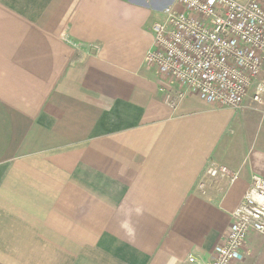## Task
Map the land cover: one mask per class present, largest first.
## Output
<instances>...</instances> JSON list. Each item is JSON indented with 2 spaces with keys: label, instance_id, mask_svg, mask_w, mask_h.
Here are the masks:
<instances>
[{
  "label": "crops",
  "instance_id": "obj_1",
  "mask_svg": "<svg viewBox=\"0 0 264 264\" xmlns=\"http://www.w3.org/2000/svg\"><path fill=\"white\" fill-rule=\"evenodd\" d=\"M173 2L0 0V264L212 259L264 179V144L231 124L264 107L164 103L145 55ZM242 254L264 264V237Z\"/></svg>",
  "mask_w": 264,
  "mask_h": 264
},
{
  "label": "built area",
  "instance_id": "obj_2",
  "mask_svg": "<svg viewBox=\"0 0 264 264\" xmlns=\"http://www.w3.org/2000/svg\"><path fill=\"white\" fill-rule=\"evenodd\" d=\"M163 15L164 22L153 26L145 61L167 84L160 91L168 107L177 106L183 91L234 111L243 110L246 101L255 110L264 107V0H174ZM207 173L216 178L227 170ZM229 217L208 264L240 262L248 236L264 237L263 178L251 176Z\"/></svg>",
  "mask_w": 264,
  "mask_h": 264
},
{
  "label": "rangeland",
  "instance_id": "obj_3",
  "mask_svg": "<svg viewBox=\"0 0 264 264\" xmlns=\"http://www.w3.org/2000/svg\"><path fill=\"white\" fill-rule=\"evenodd\" d=\"M235 112H240V111H235ZM236 118H237V122L235 121L234 125L231 124L232 133L234 134H236V132H239L240 134L250 133L252 137H255L257 140H260L262 144H264L263 124H259V121L256 120L254 116L248 114L239 113L238 115H236ZM257 118L259 119V116Z\"/></svg>",
  "mask_w": 264,
  "mask_h": 264
}]
</instances>
